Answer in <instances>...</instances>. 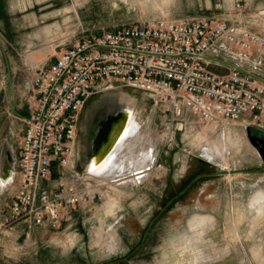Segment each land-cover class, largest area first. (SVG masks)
I'll return each mask as SVG.
<instances>
[{"label":"rangeland","instance_id":"374dc122","mask_svg":"<svg viewBox=\"0 0 264 264\" xmlns=\"http://www.w3.org/2000/svg\"><path fill=\"white\" fill-rule=\"evenodd\" d=\"M243 1L240 19L264 35V0ZM211 15L236 13L231 0H0V169L6 162L13 168L18 159L25 119L17 105L29 93L26 85L33 68L46 59L54 61L65 49L55 50L56 46L74 33L98 34L158 17ZM95 99L105 102L100 104L103 112L118 104L119 109H132L140 151H152L151 137L141 125L153 111L154 123L159 125L158 193L151 196L148 189L132 188L142 185L144 178H126L125 170H120L109 180L98 176L107 184V197L92 208H73L65 231L36 229L28 238V231L21 234L15 231L17 225L6 224L7 214L0 225V264H264V216L251 208L255 192L264 191V168L246 138L249 125L243 121L224 128L201 124L177 134L172 146L163 141L169 114L154 106L148 93L116 88ZM229 136L238 143L239 154L233 157L227 152L225 163L200 148L228 142ZM168 165L169 176L164 171ZM200 175L186 199L169 204ZM199 216L206 222L191 229ZM98 231H103L104 240L116 232L117 247L110 251L97 246Z\"/></svg>","mask_w":264,"mask_h":264},{"label":"built area","instance_id":"2783aa9c","mask_svg":"<svg viewBox=\"0 0 264 264\" xmlns=\"http://www.w3.org/2000/svg\"><path fill=\"white\" fill-rule=\"evenodd\" d=\"M231 2L232 17H158L98 34L82 30L56 46L65 49L34 69L36 106L24 120L6 224L65 231L73 208L107 197L100 177L71 162L81 113L101 92L148 93L169 114L167 145L201 124L243 121L264 130V35L240 19L244 1Z\"/></svg>","mask_w":264,"mask_h":264},{"label":"bare ground","instance_id":"6f19581e","mask_svg":"<svg viewBox=\"0 0 264 264\" xmlns=\"http://www.w3.org/2000/svg\"><path fill=\"white\" fill-rule=\"evenodd\" d=\"M127 114L120 115L119 117L117 116L118 118L110 119L108 125H105L102 132L99 134L98 140L96 141V147L98 148L91 162L93 164L92 166H94L95 162L97 165H104L97 173L93 172L95 175H101L108 180L110 178L117 177L118 172H121L120 170H122L121 167H124V165L121 166V163L125 160L127 161L128 167H133L134 165H136L137 168L148 167L147 163L149 164L150 158L152 156V151L148 149L140 151L138 149L137 142L140 140V133L138 128H136L133 123L130 122L132 113H129L128 115ZM200 148L205 155L209 156L213 160L221 159L224 163L227 162V157L225 155L227 152H230V155H232L233 157L239 154V145L230 136L228 137V142H224L222 140L216 141V143L214 144H204ZM133 153L134 156L136 155L137 157L133 158ZM107 165L108 167L104 168V166ZM140 170L142 171V169ZM4 175L10 178H6L8 179L6 182H4L2 178L0 179L1 189L7 188L12 178V175H10L6 169ZM136 176L138 175L135 174V176L133 177L136 178ZM130 187L131 186L129 185L125 189H128ZM251 208L259 215H261V217L264 216L263 190L255 192L251 201ZM205 222L206 220H204L202 217H195L190 224L191 229H195L199 224L203 225ZM96 234L99 236L95 240L97 246L103 245L102 247L110 251L114 250L117 247L116 244L118 235L116 232L109 233L108 240H104L103 236L105 235L103 231H98Z\"/></svg>","mask_w":264,"mask_h":264},{"label":"crops","instance_id":"0c3cea01","mask_svg":"<svg viewBox=\"0 0 264 264\" xmlns=\"http://www.w3.org/2000/svg\"><path fill=\"white\" fill-rule=\"evenodd\" d=\"M35 18H37V16H35ZM51 62L52 61H49L48 59H46V61H43L42 63L38 64V66L41 64L49 65ZM34 69L35 68H33L32 79L34 76ZM32 79H30V82H28V85H26V89L29 90V93L26 96L23 95V97L21 98L22 100L20 101V104L17 105L18 110H19L18 112L23 111V112H21L22 113V119H28L31 116V114L33 113L35 106H36V96H35V93L33 91L32 85H31ZM32 93H33V95H32ZM97 96H98V94L92 96L88 100L86 106L84 107V109L81 113L80 119L82 118V116L86 112L85 108H87V107L90 108L91 105L96 104L98 102V99H95ZM135 107H136V104L134 103V108ZM148 119H150V121H148ZM141 127L146 131L145 133H147L151 137V141H150L149 145H150V148L152 149V156L150 158L149 164L147 163L148 167L147 168H137L136 165H134L133 167H131V166L128 167L127 161H123L121 163V166L124 165V167L126 169L124 167L123 168L121 167V169L122 170L124 169L125 172L127 173L126 178H132L133 176H135L134 173H137L139 171L141 173H144L143 174L144 183L142 185H138V186H137V184H141V182L137 183L132 188H136L137 191L140 190L141 192H143L144 189H148L149 193H150L149 195L155 196L158 193L156 191L157 190L156 178H158L159 174H160L158 164H160L161 158H160V142H159V138H158L159 137V134H158L159 125L154 123L153 111H151L149 113L146 123L141 125ZM146 128H147V130H146ZM25 129H26V125L24 124L23 128H22L21 137H22ZM79 131H80V125H79ZM149 145H147V147ZM90 147H91V144H89V143H85L84 145H80V142L78 141V138H77V142H76L73 154H72L71 162H72L74 169L79 173L80 172L86 173L89 171V166H90L91 160L93 158L92 157L93 154H91V155L89 154L90 153V151H89ZM173 163H175V160H173ZM4 165L5 166H3L2 170L0 169V179L2 177V174L5 172V169H9L11 171L12 166H11V164L9 165V162H6V164H4ZM161 167H163V166H161ZM149 168H150V170H149ZM140 169H142V171ZM164 171H165V175L169 176L170 165L165 167ZM117 182H115V183H117ZM119 186H121V185H119ZM17 188H18L17 183H15V184H13V185L5 188V189L0 188V225L3 223L4 219L6 218V215L9 213V209H10V206L12 204V201H13V198H14V195H15ZM15 228H16L15 231L17 229L21 230L20 232L18 231V233H21V234H25L28 231L27 232L28 238L30 237L31 232H33L36 229L37 230L41 229V228H34L31 230H28L24 225H21V224L17 225Z\"/></svg>","mask_w":264,"mask_h":264},{"label":"flooded vegetation","instance_id":"af4514ba","mask_svg":"<svg viewBox=\"0 0 264 264\" xmlns=\"http://www.w3.org/2000/svg\"><path fill=\"white\" fill-rule=\"evenodd\" d=\"M101 103L103 104L105 102L98 101L96 104L91 105L90 108L87 107L86 112L84 113V115L82 116L79 122L80 131H78V137H77L78 141L80 142V145H84L85 143L91 144L89 154L90 155L93 154V156L95 155V152L98 148L96 147V141L98 140V136L102 132L104 126L108 125L109 120L113 118H118L120 115L132 113V109H127V108L119 109L121 106L119 104L116 106L115 109H112V111L103 112L100 110ZM106 103H109V102H106ZM133 116L134 115L132 114L130 118V122L133 121ZM249 136L254 138L253 142L249 140ZM246 138L249 142V145L251 146L254 153L256 154L257 158L260 160L261 166H263L264 168V130H259L256 127L251 126L249 133H248V130L246 128ZM92 165L93 164L91 162L89 166V171L92 173L93 172L97 173L101 169V167H103V164L97 165L96 162L94 163L95 167ZM6 170L10 174L11 171L9 169H6ZM3 175L4 173L2 174V176ZM200 177L201 175L197 176L195 179L189 182L182 190H180L176 195H174L172 198V201L169 204H172L175 200H178V199H183V198L186 199L188 195L191 193L192 184H194L197 181V179Z\"/></svg>","mask_w":264,"mask_h":264},{"label":"water","instance_id":"95a60500","mask_svg":"<svg viewBox=\"0 0 264 264\" xmlns=\"http://www.w3.org/2000/svg\"><path fill=\"white\" fill-rule=\"evenodd\" d=\"M250 128H251V126H247L248 133H249ZM249 140L251 142H253L254 141V138H252L251 136H249ZM14 169H15V164H14L13 168H11V172H10L11 175L13 174ZM1 178H2V180L4 182H6L10 177H6V175L5 176L3 175ZM6 178H8V179H6Z\"/></svg>","mask_w":264,"mask_h":264}]
</instances>
